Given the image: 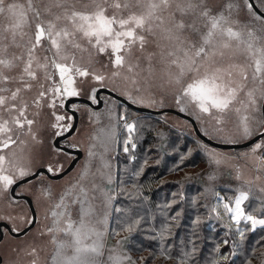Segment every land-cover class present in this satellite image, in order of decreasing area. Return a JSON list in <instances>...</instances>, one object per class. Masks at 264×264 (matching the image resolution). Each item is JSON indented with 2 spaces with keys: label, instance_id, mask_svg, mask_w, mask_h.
Wrapping results in <instances>:
<instances>
[{
  "label": "snow or ice",
  "instance_id": "obj_1",
  "mask_svg": "<svg viewBox=\"0 0 264 264\" xmlns=\"http://www.w3.org/2000/svg\"><path fill=\"white\" fill-rule=\"evenodd\" d=\"M157 255L264 264V0H0V264Z\"/></svg>",
  "mask_w": 264,
  "mask_h": 264
},
{
  "label": "rangeland",
  "instance_id": "obj_2",
  "mask_svg": "<svg viewBox=\"0 0 264 264\" xmlns=\"http://www.w3.org/2000/svg\"><path fill=\"white\" fill-rule=\"evenodd\" d=\"M103 95V94H102ZM103 105H101L102 107ZM152 119H156V117H152ZM80 125V122L78 124V126ZM155 127L159 128L161 127V125H156ZM87 131V130H85ZM150 138H151V141H152V137H153V133L150 132ZM173 136L177 135L176 133H172ZM154 143H150V145H153ZM150 145L148 146H145V145H142L141 146V152L143 151V149L145 148H148ZM83 154V151L82 153ZM121 155V158L123 159V152L121 151L120 153ZM150 156L154 155L152 153L149 154ZM82 158H83V155H82ZM81 158V159H82ZM77 166V165H76ZM204 165L203 164H200L197 160V164L195 167L193 166H188V167H184L183 171H172V172H169L168 171V167H170V164L166 165L164 161H162L159 165L155 164V161L154 159H149V169H148V175L147 177L150 176V170H151V176L153 178V176L156 175V173L154 172V169L157 168L159 170V173L161 174V179L157 181L156 184H154V180L152 179V183L151 184L152 186H147L146 185V189L147 191L149 190V187H150V190L152 192H154L156 189L160 188V192L156 195V196H160V197H163L164 195L168 194L171 190H174V182L177 181V180H180L183 175L185 173H194V172H198ZM163 180V181H166L167 183L161 185L158 187V185H160V181ZM194 187V185H193ZM133 257L136 258L138 256H145L147 257L149 255V252L147 250L145 251H142V252H139V253H132ZM148 264H173V262L171 260H167L165 259L164 257L162 256H155L154 258L152 259H149L148 260ZM253 264H257L256 260H253Z\"/></svg>",
  "mask_w": 264,
  "mask_h": 264
},
{
  "label": "trees",
  "instance_id": "obj_3",
  "mask_svg": "<svg viewBox=\"0 0 264 264\" xmlns=\"http://www.w3.org/2000/svg\"><path fill=\"white\" fill-rule=\"evenodd\" d=\"M143 115H149V114H146V113H142ZM151 117H156V115H154V114H151ZM150 143H155V141H154V139H153V137H152V141H151V138H150V133L149 132H147V139L144 141V143H143V145H145V146H148V145H150ZM154 172L156 173V175L155 176H153V178H152V176H151V170H150V176L149 177H146V180H148V179H153L154 180V184H156L157 183V181L158 180H160L161 179V174L159 173V170L157 169V168H155L154 169ZM152 182H151V184H153ZM147 185V186H152V185ZM160 188H158V189H156L154 192H152L153 194H154V196H156L159 192H160ZM146 191H147V189H146Z\"/></svg>",
  "mask_w": 264,
  "mask_h": 264
},
{
  "label": "water",
  "instance_id": "obj_4",
  "mask_svg": "<svg viewBox=\"0 0 264 264\" xmlns=\"http://www.w3.org/2000/svg\"><path fill=\"white\" fill-rule=\"evenodd\" d=\"M101 94H104V93H101ZM143 113L149 114L148 111H144ZM150 114H154V115H156L155 112H151ZM77 117H78V116H76V121H75L76 124H77V121H78V118H77ZM181 118H183V116H181ZM69 151H70V152H73V154H75V153H74V150H71V149H70ZM81 153H82V152H80V157L82 156ZM75 165H76V164H72V165H71V168L69 169V171H71V170L75 167Z\"/></svg>",
  "mask_w": 264,
  "mask_h": 264
},
{
  "label": "flooded vegetation",
  "instance_id": "obj_5",
  "mask_svg": "<svg viewBox=\"0 0 264 264\" xmlns=\"http://www.w3.org/2000/svg\"><path fill=\"white\" fill-rule=\"evenodd\" d=\"M77 116H78V117H77V118H78L77 126H78V124H79V122H80V117H79V114H77ZM81 152H82V151H81ZM82 155H83V154H82ZM81 158H82V156H81ZM75 167H76V165H75ZM75 167H74V168H75Z\"/></svg>",
  "mask_w": 264,
  "mask_h": 264
}]
</instances>
